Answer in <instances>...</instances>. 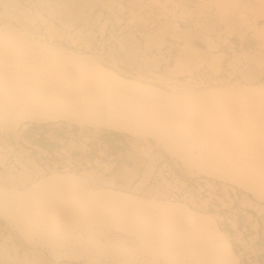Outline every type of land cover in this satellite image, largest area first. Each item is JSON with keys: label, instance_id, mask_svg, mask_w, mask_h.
<instances>
[{"label": "bare ground", "instance_id": "bare-ground-1", "mask_svg": "<svg viewBox=\"0 0 264 264\" xmlns=\"http://www.w3.org/2000/svg\"><path fill=\"white\" fill-rule=\"evenodd\" d=\"M45 1L52 4L50 0ZM82 1L64 0L70 7L66 13L82 17L85 12ZM86 1V7L92 10L91 1ZM40 2L43 4L44 1ZM1 3V134L6 135L30 124L67 123L83 129H107L136 139L152 138L166 151L175 154L186 168L195 169L194 171L209 179L237 186L252 195L258 204L255 206L252 200H244L247 202L245 205L250 208L254 205V210L264 212V82L260 81L264 78V64L258 62L248 73L246 71L251 64L244 57L249 55L251 59H257V46L238 50L234 48L235 42H230L233 45L228 46L226 41L227 44L223 40L221 43L213 37L201 35L218 42L219 48H223V51H219L217 47H210L213 49L208 63L212 67L203 65L205 55L201 56L202 52L196 45H190L186 57H177L168 68L171 78L160 79L155 83L124 76L92 57L52 46L45 40L37 39L34 34L31 35L30 29L23 33L7 27L5 29L2 25L6 20L3 19V14L15 17L14 6L18 8L20 4L15 0ZM22 9L31 13L29 8ZM53 10L56 9L53 7L50 11ZM32 22L34 23L29 21L30 24ZM177 26L180 25L163 22L158 29L159 33L162 32L161 37L157 35L156 38L153 33L147 35L146 47L149 50L153 47L161 49L167 36L187 39L188 31ZM50 28L53 29L47 32L50 41L65 38L61 28L52 25L48 29ZM131 37L127 36L129 39ZM162 38L164 39L160 43ZM230 48L233 53H229ZM242 50L244 52L241 53ZM233 63L235 66L238 64L237 67L243 64L244 68L241 76L233 77V81L229 83L205 88L173 85L174 78L192 74L203 67L213 68L216 74H220L232 68L230 64ZM251 75L258 83H243ZM237 107L242 108L243 119L238 123H223L226 114ZM215 117L220 121H212ZM215 137L226 139L220 147L228 151L226 158L229 161L225 162L227 165L221 163L218 157H212L215 153L209 152L211 150L207 145L204 147L208 139L211 141ZM15 139H21L26 145H30L21 136ZM9 146L13 149V146ZM33 147L41 155L51 148ZM189 147L196 148L197 153L193 155L194 149L189 151ZM205 148L209 155L211 153L210 156H207L208 153L205 155ZM53 151L64 158V168L59 169L56 165L46 169L30 158L22 169L13 171L1 169L6 164L8 153L0 147V228L1 221L14 223L26 236L39 235L38 243H46L48 238L50 240L55 236L57 239L61 236L58 238L60 242L54 240V237L53 242L46 244L53 249L51 254L54 261L43 250V243L40 244L43 246L41 249L32 247L31 250L20 251L11 238L4 237L0 240L2 264H69L65 262L66 252L65 256L64 253H59L62 248L67 253L70 250H82V253L86 250L89 264H108V260L117 264H155L139 260L138 253L148 254L154 261L161 258L164 264H241L228 234L219 227L216 215L207 212V203L204 202L209 200L195 199L190 190L184 193L183 199L179 196L172 197L167 181H164L165 185L151 181L155 167L151 168L153 175L149 176L150 179L147 180L143 172L138 182L131 184L132 192H136L134 194L118 189L117 183V187L113 188L90 186L89 182L97 170L71 172L76 167L75 161L85 162L88 154L82 156L79 151L74 154L77 151L62 149L63 153L69 155L65 158L56 148ZM94 164L97 166L96 163H90L95 166ZM102 165H107L114 171L115 163L109 161ZM146 165L151 167V164ZM65 171L70 172L63 173ZM148 171L151 173L152 170ZM151 174L147 173L146 176ZM203 181H207L206 185L212 187L210 180ZM199 188L201 189L200 186ZM140 194H144V197ZM192 206L206 209V212H200ZM62 215L66 217L63 218ZM78 220L92 226L91 235L85 238L79 233L78 236L72 234L75 238V243L71 241L73 244L69 240L63 241L65 238L62 240V236L73 233L70 232L71 225ZM94 225L112 228L121 235L113 238ZM234 226L236 227V223ZM45 233L49 237L45 242L44 239L40 241ZM67 235L71 237L70 234ZM101 236L105 240H100ZM69 237L67 238L70 239ZM77 251L74 252L75 255ZM72 253L69 256L74 254ZM78 258L76 255L75 260ZM70 259L73 258L68 261Z\"/></svg>", "mask_w": 264, "mask_h": 264}, {"label": "rangeland", "instance_id": "rangeland-1", "mask_svg": "<svg viewBox=\"0 0 264 264\" xmlns=\"http://www.w3.org/2000/svg\"><path fill=\"white\" fill-rule=\"evenodd\" d=\"M43 1L44 2L42 4L39 0L40 4H42L41 6H44V7L46 6L45 8H49L48 6H50V7L53 6L54 8H56V10L51 11V13L54 14L55 16L59 17L61 23L68 24V26L78 24V23L82 22V20L84 22L87 21L88 15H90V13L92 11V10H89L90 8L86 7V5L88 4L86 0H83L81 2V5H83V9L85 10L82 17L70 16V13L67 14L66 10H69L70 7L66 3H64L63 1L53 0L52 4H49L45 0H43ZM170 1L171 0H165V2H170ZM1 5H3V4L1 3ZM11 7H13V6H11ZM14 7L13 8L15 10H13V11L16 12V16L13 17L12 15H9L8 13L3 14V19L5 18L6 21H4V23L2 25L4 26L5 29L7 27V28L12 29V30L14 29V31L20 32V33H21V31H22V33L27 32L30 29L29 31L31 32V35H32L33 32H32L31 26L36 23L37 15L31 14L29 11H28L29 12V14H28L27 11H23L24 9H22V7L20 5L18 6V8H16V6H14ZM205 9H210L211 11L213 10V12H215V14L217 16L218 23H219L218 37H217L218 41H220L222 43V40H223V42L226 43L227 39L229 37H233V39H234L233 42H235L237 40H241L243 42L244 49H250L254 46H257V50H255V52L258 51V53H256L258 55L257 59H255V58L251 59V56L247 55V57H246L244 55V57L249 60L248 64L249 65L251 64V66L249 67V69L246 72L250 73L251 69L253 67H255L258 62L259 63L261 62L264 64V0H242V1L241 0H199L197 10H196L197 14L202 15L203 11ZM2 10H0V11H2ZM7 12H8V10H7ZM29 18H31V19L33 18V19L31 20ZM3 19H1V20H3ZM28 19H29V21H34V23L32 22L33 24L31 23L32 24L31 25L29 23V21H27ZM15 20H20V23L23 21L21 23V25L25 24V23H27V24H25L26 26L25 25L17 26L16 24H12V22ZM52 26H55V25H52ZM259 26H262V27H259ZM28 27H30V28H28ZM49 27H50V25L47 26V32L48 33L52 29V28L48 29ZM177 27L186 29L188 31L187 32V36H188L187 39L173 37L174 39H178V41L180 40L179 42L181 43V46H183V43H184V46L181 49L182 54L178 57L185 58L186 57V51L188 52L191 47H194V45H196L201 50L200 53L202 52L201 56L205 55L204 59H205L206 64L204 63L203 65L208 66V65H210V63H208V62L211 59V53H212V49H213L210 47L213 46V47H215V49L217 47L219 51H221L223 49V48H221V49L219 48V46L217 44L218 42L215 43L211 39H205L199 34H192V31L190 29H188L182 25L177 26ZM24 28H25V31H24ZM26 28H27V30H26ZM55 29H57V28H55ZM55 31L58 32V29ZM158 31L159 30H157L153 33V34H155L154 37H156V38H158V36L161 37V35H162V32L160 31L161 33H159ZM153 34H151V35H153ZM48 36H50V35H48ZM152 38H153V36H152ZM168 38H169V36H167L165 39L162 38L161 40H159V39L158 40L161 43L164 39L163 45H165L166 39H168ZM33 39H34V37H33ZM34 40H37V39H34ZM206 40H207L208 44L205 42ZM38 42L40 44H43L40 41H38ZM211 43H212V45H211ZM185 44H189V45L185 46ZM190 45H191V47H190ZM154 48H157V47H153L152 49H154ZM205 52H206V54H205ZM240 52L242 53L244 51L242 50ZM208 53L210 54V56ZM183 56H185V57H183ZM134 57L135 56H133V60H134ZM208 57H210V58H208ZM241 60H243V59H240V61ZM227 61L228 60H226L224 62V64ZM234 63H237V62H234ZM234 63L230 64V66L234 67L235 66ZM240 63H242V62H240ZM237 66H238V64L235 66V68ZM224 68H226V67H224ZM263 71H262V74H264ZM223 72H225V70ZM243 74H242V76H243ZM244 76H246V75H244ZM167 77L171 78V76L169 75V72L167 74ZM253 79H254V76L251 75V76L247 77V79H245L243 81V83H251V84L258 83V82H255ZM260 81L264 82V78ZM241 110H242V108H240V107L232 108V110L226 114V116L224 117L222 122L225 124L232 123V122L233 123L240 122L243 119V115L241 113ZM247 110H249V108H247ZM212 121L217 122L220 120L215 117ZM32 125H34L36 127L38 126L40 128H47V129H45L47 132H44V135H47L48 137L55 134L53 129H55L56 127H62L65 129L70 127V128H72V130L70 131L72 138L78 137L79 140H84V143H87V142L96 143L97 142L96 139L99 138V137L96 138L97 136L106 135V133H110L111 135H120L122 138L127 139L132 144V147L134 149L133 150L134 155H133L131 162H129L128 159L121 158V156L119 157V159L118 158L112 159L111 158L112 155H107L106 152H102V151H100V155H101L100 158L102 159V161H98V160L96 161V159H95V161H96L95 162L94 159L90 160L88 157L86 158L85 162H82V160H76L75 161L76 167L72 168V171L70 170L71 172H77V173H79L81 171L90 172L91 170H94L93 172H95V170H97L94 173V177H93L94 180L92 179L89 182L90 186H93V187H112L113 188V187H117V185H118V187H117L118 189H120V190L122 189L124 191L136 194V192H132L131 184L138 182V180H139L140 176L143 174V172L145 173V177H147V180L150 179V177L153 175V169H151L152 167L153 168L155 167L157 172H161L162 171L161 168H162L163 163H164V161H162V159L163 158L166 159V161L170 162V165H172V167L176 170L177 176L180 177L179 183L183 186H186V184H188L185 188V191H188V190H190L191 192L193 191L192 192L193 197L195 199L199 198L198 200H200V201H202L204 199L209 200V201L204 202V203H207V205H206L207 207L209 206V208H207V212H210V213H213L216 215V217H217L216 219H217V222L219 223V227L228 234L235 252L237 254H239L240 263L241 264H264V212L259 213L257 209L254 210L255 206L258 204V201L252 195L245 193L242 189L238 188L237 186H234L232 184L225 183L222 181L214 180V179H209L206 176L198 173V171H194L195 169L190 170V169L186 168L178 160V158H177V156H175V154L172 155L171 152L166 151L161 145H159L152 138L136 139V138H134L128 134L117 133V132H113V131H110L107 129L96 130V129L89 128V127L83 129V128L75 126V125L70 126L67 123H59V125H57V124H44V125L32 124ZM20 131H21V128L15 130V131H11L9 133H6V135L0 133V141H4L6 136H9L11 138V141L13 142L14 137L18 139L21 136ZM73 134H75V135H73ZM218 138L217 139H216V137H215V139L211 138V141H208L209 140L208 139L207 142L205 144L204 143L203 144H204V147L207 145L209 150H211L209 152H212V154H213V152L215 153L212 155V157L213 156L218 157L219 160L222 161L221 163H224L225 165H227L225 162L229 161L226 158L227 157L226 154L228 153V151L226 152L225 148L220 147V146L224 145V142H226L225 141L226 139L224 137H222V139L220 137H218ZM76 141H77V139H74L72 145H74L76 143ZM146 144L148 145L149 148L147 147ZM62 148L68 149V148H64L63 146H62ZM62 148H60V149H62ZM191 148L189 147V151H191L190 150ZM83 149H87L85 144L83 145ZM68 150H71V149H68ZM192 150H193L192 151L193 155L197 153L196 148H192ZM204 151H205V155H206V153H208L207 149L205 148ZM74 154H78V153H74ZM145 154H147V155H145ZM208 155H209V153L207 154V156ZM210 155H211V153H210ZM218 158H217V160H218ZM109 161L111 163L116 162V169H114V171L112 169L110 170V168L107 165H102L103 163L104 164L109 163ZM152 161L153 162L156 161V163H150ZM90 163H96L97 166L95 164H94L95 166L90 165ZM119 163H123V165H124V166L120 165L121 166L120 169H118ZM146 164H148V165L151 164V165H149L151 167H148ZM145 166H147V168ZM128 168H130V169H128ZM145 168L147 170H145ZM122 170H125V171L120 172ZM148 170H152L151 171L152 174ZM70 171H65L63 173H69ZM118 171L120 173H118ZM58 172H61V171H58ZM110 172H112V173H110ZM116 172L118 173L117 175L115 174ZM147 173L151 174V175L146 176ZM114 175L117 177H112ZM109 177L117 180V185L114 184L113 182L111 184H108L107 178H109ZM203 179L210 180L213 183L212 187H210L211 185H206V183L208 184V182L203 181ZM214 182H216V183H214ZM223 185H225L226 187ZM169 186L171 187L170 183H169ZM199 186L201 187V189L199 188ZM203 189H205V192ZM201 191H203V194L200 195ZM140 196L144 197V194H140ZM145 197H147V196H145ZM168 200H170V199L168 198ZM244 200H246L247 202L252 200V203H255L254 204L255 206L253 205V206H251V208L249 206H246L247 202L246 201L244 202ZM173 201L183 202L182 200H173ZM192 208H194V207L192 206ZM194 209H197L200 212H202V211L206 212V209L205 210L199 209V208H194ZM248 214L251 215V218L249 217ZM64 216L65 215H62L61 217L65 218L66 216L65 217ZM1 223H2V227L0 228V240L3 239L4 237L11 238L12 243L16 244L19 247L20 251H23V249L31 250L32 247H33L32 249H34V248H40L41 249L43 247L41 245H44L43 250L46 252V254L49 257L50 256L52 257L53 255L51 253H53V251H52L53 249L51 250V248L48 245H46L47 242L50 243V242H53L54 240H58L60 242L59 239L61 236L57 237V239L55 236H53L50 239L51 240L50 241L48 238L49 235H47V233H45L41 236V237L44 236L45 238L43 237L40 241H43V239H44V242H45L47 238H48V241L46 243H43V242L38 243L37 237L39 235L37 237H36V235L26 236L16 228L14 223L12 224L8 221H1ZM234 223H236V227L234 226ZM94 226L95 227L97 226L96 229H101V230H104L106 233L111 234L110 236L113 238H116L117 236L121 235V233L116 232L112 228L104 227L103 225L102 226L101 225H99V226L94 225ZM71 228H72V231H70V232H73V233H66V235L63 234L64 236H62L63 237L62 240L65 238L63 241L68 242V240H69V243L73 244V243H75V241H73V239L75 240V238H74V236L72 237V234L76 235L77 233H79V235H82L85 238L91 235L92 226H88V224H86L80 220L75 221L71 225ZM67 234H70L71 237H69ZM65 236L69 237L70 239H68ZM76 236H78V234ZM54 237H55V239L52 241V239ZM100 240H105V238L103 236H101ZM41 243H43V244H41ZM59 250H60L59 253L60 254L64 253L63 254L64 256H65V252H66V254H67V257H66L67 261H65L66 263H69V264H89L88 263L89 257L87 258L88 253L86 252V250H84L83 253H82V250H79V251L72 250L73 253L75 251H77V253H76L77 258L81 255L76 260H75L76 255H75V253L73 254L71 250L68 253H67V251H63V248L59 249ZM49 253H50V255H49ZM71 253L73 254L72 255L73 257L69 256ZM51 257H50V259L52 261H54V256L52 258ZM68 257L73 258V259H70L68 261V259H69ZM137 258L139 260H145L149 263L154 262L155 264H164V262L161 258L154 261L150 255L144 254V253H138ZM105 261H107V259ZM114 262L115 261H113V260H108V264H117V262H115V263ZM0 264H2L1 258H0Z\"/></svg>", "mask_w": 264, "mask_h": 264}, {"label": "built area", "instance_id": "built-area-1", "mask_svg": "<svg viewBox=\"0 0 264 264\" xmlns=\"http://www.w3.org/2000/svg\"><path fill=\"white\" fill-rule=\"evenodd\" d=\"M2 1L7 0H0V10L3 9ZM15 1L23 8H29L33 15H37L36 23L31 27L37 39L45 40L52 46L66 51L92 57L124 76L155 83L160 79H168V68L181 54V47H183L177 39L169 36L161 49H147V35L157 31L163 22L176 23L190 29L193 34L218 39L217 16L210 9H205L202 15H198L196 10L199 0H171L170 2L165 0H90L93 9L87 21L71 26L61 23L60 18L51 13L53 6L45 8L46 6L40 5L39 0ZM12 24L21 26L20 20H15ZM49 25L61 28L66 35L65 38L50 41L47 35ZM127 36L132 37L129 39ZM233 41V37H229L226 44L230 46V42ZM234 48L238 50L243 48V42L235 41ZM232 51L230 48L229 53H233ZM133 56H135L134 60ZM243 68L242 64L240 67H232L228 71L216 74L212 69L203 67L192 74L174 78L173 85L183 84L182 86L205 88L214 84L229 83L233 81V77L241 76ZM4 141H0V147L8 153V158L2 170L22 169L30 158L46 169L56 165L62 169L65 166L62 164L64 158L51 148L41 155L33 146L26 145L21 139L17 141L13 138L12 142L10 137H6ZM9 145L13 146V149ZM62 149L57 150L68 158L69 155L63 153ZM162 161H164L162 171L157 172L155 168L151 181L164 185V181H167L171 184V187L167 186L171 196H179L183 199L186 187L179 183L180 177L177 176L170 162L164 158ZM113 169H116V162Z\"/></svg>", "mask_w": 264, "mask_h": 264}, {"label": "crops", "instance_id": "crops-1", "mask_svg": "<svg viewBox=\"0 0 264 264\" xmlns=\"http://www.w3.org/2000/svg\"><path fill=\"white\" fill-rule=\"evenodd\" d=\"M60 1L64 2V0ZM45 129L47 128H40L38 126L36 127L30 124L26 128L22 127L20 134L23 140L31 146L40 148L51 147L52 149H60L63 146L64 148L81 152L82 156L88 154V158L90 160L94 159V161L95 158H98L99 161H102V159L100 158V151L106 152L107 155H112V159H119V157L121 156V158L123 159H128L129 162L132 161L134 155L132 144L127 139L122 138L120 135H111L110 133H106V135L97 136L96 138H99L96 139V143H84V140H79L78 137L72 138V135L70 133L72 128L70 127H68L67 129L56 127L55 129H53L55 134L49 137L47 135H44V132H47ZM74 139H77V141L74 145H72ZM84 144L86 145L87 149H83ZM120 165L124 166L123 163H119L118 169H120ZM120 172H124V170ZM120 172L118 171V173ZM118 173L116 172L115 174L117 175ZM112 177L117 176L114 175ZM107 179L108 184H111L112 182L114 184L117 183V180L111 177Z\"/></svg>", "mask_w": 264, "mask_h": 264}]
</instances>
